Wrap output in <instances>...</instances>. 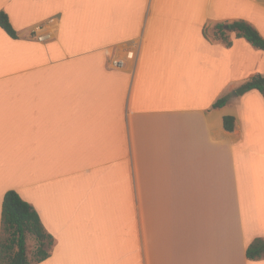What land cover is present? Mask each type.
I'll list each match as a JSON object with an SVG mask.
<instances>
[{
    "label": "crops",
    "instance_id": "0c3cea01",
    "mask_svg": "<svg viewBox=\"0 0 264 264\" xmlns=\"http://www.w3.org/2000/svg\"><path fill=\"white\" fill-rule=\"evenodd\" d=\"M1 11L18 38L0 27V231L16 190L54 240L40 264H264L247 257L264 239V94L236 93L264 76V51L227 25L264 38V0ZM224 24L228 39L205 36Z\"/></svg>",
    "mask_w": 264,
    "mask_h": 264
},
{
    "label": "trees",
    "instance_id": "16d2710c",
    "mask_svg": "<svg viewBox=\"0 0 264 264\" xmlns=\"http://www.w3.org/2000/svg\"><path fill=\"white\" fill-rule=\"evenodd\" d=\"M229 31H237L238 36L245 38L252 46L264 51V38L252 25L239 21L227 24ZM225 24L220 25L215 35L205 31L209 39L227 38ZM0 27L13 39L18 35L14 29L8 14L0 12ZM252 90L264 94V76L258 75L236 90L237 95H244ZM232 95L219 100L214 107L226 106ZM224 127L233 132L236 127V119L233 116L224 118ZM33 237L36 241L34 259L28 257V240ZM53 237L47 232L38 212L16 190L6 192L3 201L2 223L0 231V264H40L49 257V247L53 244ZM249 260H259L264 257V239L254 240L247 249Z\"/></svg>",
    "mask_w": 264,
    "mask_h": 264
},
{
    "label": "built area",
    "instance_id": "2783aa9c",
    "mask_svg": "<svg viewBox=\"0 0 264 264\" xmlns=\"http://www.w3.org/2000/svg\"><path fill=\"white\" fill-rule=\"evenodd\" d=\"M32 36L41 43H46L53 39V34L46 31L45 26L42 24H39L33 28ZM124 64L125 62L123 59H114L112 61V65L117 68L123 66Z\"/></svg>",
    "mask_w": 264,
    "mask_h": 264
},
{
    "label": "rangeland",
    "instance_id": "374dc122",
    "mask_svg": "<svg viewBox=\"0 0 264 264\" xmlns=\"http://www.w3.org/2000/svg\"><path fill=\"white\" fill-rule=\"evenodd\" d=\"M27 248L29 260L32 261L34 259V253L36 251V241L33 237H29Z\"/></svg>",
    "mask_w": 264,
    "mask_h": 264
}]
</instances>
